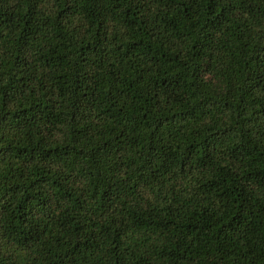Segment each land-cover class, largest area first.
<instances>
[{"label":"trees","instance_id":"16d2710c","mask_svg":"<svg viewBox=\"0 0 264 264\" xmlns=\"http://www.w3.org/2000/svg\"><path fill=\"white\" fill-rule=\"evenodd\" d=\"M0 264H264V0H0Z\"/></svg>","mask_w":264,"mask_h":264}]
</instances>
